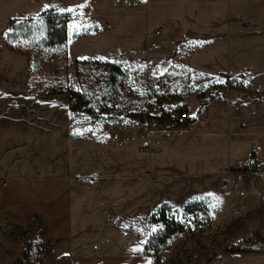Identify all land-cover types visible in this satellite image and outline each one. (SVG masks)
<instances>
[{
    "label": "rangeland",
    "instance_id": "obj_1",
    "mask_svg": "<svg viewBox=\"0 0 264 264\" xmlns=\"http://www.w3.org/2000/svg\"><path fill=\"white\" fill-rule=\"evenodd\" d=\"M51 7L71 17L66 62L37 51L30 66L26 43L7 37L10 21ZM78 60L123 76L93 66L77 76ZM0 86L38 100L80 93L70 154L85 189L72 204L106 219L104 261L154 264L144 246L166 205L183 229L161 264H264V252H226L264 227V0H0ZM39 220L36 232L0 231V264H72L52 254Z\"/></svg>",
    "mask_w": 264,
    "mask_h": 264
},
{
    "label": "crops",
    "instance_id": "obj_2",
    "mask_svg": "<svg viewBox=\"0 0 264 264\" xmlns=\"http://www.w3.org/2000/svg\"><path fill=\"white\" fill-rule=\"evenodd\" d=\"M68 103L58 95L38 100L0 88V231L9 225L36 232L33 223L38 227L44 217L40 226L55 257L72 264H140L128 254L104 261L96 247L109 241L98 239L109 233L106 219L80 217L77 202L72 204V195L79 197L85 187L74 180ZM130 225L120 224L124 235Z\"/></svg>",
    "mask_w": 264,
    "mask_h": 264
},
{
    "label": "trees",
    "instance_id": "obj_3",
    "mask_svg": "<svg viewBox=\"0 0 264 264\" xmlns=\"http://www.w3.org/2000/svg\"><path fill=\"white\" fill-rule=\"evenodd\" d=\"M71 20L70 15L60 12L57 8H48L37 17L19 18L10 21L7 37L11 40L26 43L25 53L28 56V63L31 66L36 58L37 51H47L51 53L48 63L57 64L53 59H58L59 54L66 62L65 46L68 37V24ZM87 66L104 69L109 73V80L113 81L123 76L120 66L112 63H102L96 60H78L75 62L77 76H81L82 69ZM107 76L104 77V80ZM69 94L71 99L69 109L71 112L79 109V105L73 102V98L81 99L80 93L58 91V94ZM204 206V205H203ZM169 207V206H168ZM162 206L158 211L159 229L155 236L149 239L144 246L145 250H154V264H161V248L165 246L172 235L181 232L182 223L168 216V208ZM209 214V211H207ZM210 216V215H209ZM212 222L211 217H209ZM228 254H248L264 252V227L245 231L241 237H234L227 249Z\"/></svg>",
    "mask_w": 264,
    "mask_h": 264
},
{
    "label": "built area",
    "instance_id": "obj_4",
    "mask_svg": "<svg viewBox=\"0 0 264 264\" xmlns=\"http://www.w3.org/2000/svg\"><path fill=\"white\" fill-rule=\"evenodd\" d=\"M175 113L178 115L180 120H185L187 117L186 110L181 106H177L175 108Z\"/></svg>",
    "mask_w": 264,
    "mask_h": 264
}]
</instances>
